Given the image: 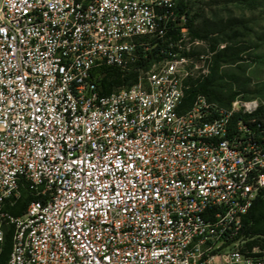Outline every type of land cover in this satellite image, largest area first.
I'll list each match as a JSON object with an SVG mask.
<instances>
[{
    "label": "built area",
    "instance_id": "built-area-1",
    "mask_svg": "<svg viewBox=\"0 0 264 264\" xmlns=\"http://www.w3.org/2000/svg\"><path fill=\"white\" fill-rule=\"evenodd\" d=\"M194 1L0 0L6 264H264V148L234 121L257 101L184 106L226 47L192 35Z\"/></svg>",
    "mask_w": 264,
    "mask_h": 264
},
{
    "label": "trees",
    "instance_id": "trees-1",
    "mask_svg": "<svg viewBox=\"0 0 264 264\" xmlns=\"http://www.w3.org/2000/svg\"><path fill=\"white\" fill-rule=\"evenodd\" d=\"M240 1L257 3V0ZM230 25V23H225L220 26L205 20L200 26H196L194 20L189 21V27L194 37L207 39L211 35H217L211 41L214 44H225L226 47L214 56L209 77L197 85L191 84L186 87L184 98L185 107L191 106L198 95H203L210 103L215 104L217 107L229 109L238 96H242L243 93L248 92L246 80L237 78L223 70L224 66L243 60L241 54L245 51V47L232 41H220V35H224L225 29ZM102 72H106L105 78L99 83L103 89V94H109L113 88L122 85L121 76L118 71L111 68H104ZM129 79L134 80L133 76ZM252 120H255L254 123H250ZM234 121H242L247 127L253 129L257 144L264 148V108L262 106L258 107L252 114H235ZM29 200L28 193L23 190L21 200L14 208L9 209V211L15 216L22 214ZM244 225L246 232L255 237L251 245H260L261 248H264V192L255 200L248 215L244 219ZM10 247L11 239L10 236H7L4 250L0 255V264H6Z\"/></svg>",
    "mask_w": 264,
    "mask_h": 264
},
{
    "label": "rangeland",
    "instance_id": "rangeland-1",
    "mask_svg": "<svg viewBox=\"0 0 264 264\" xmlns=\"http://www.w3.org/2000/svg\"><path fill=\"white\" fill-rule=\"evenodd\" d=\"M190 20L200 26L205 20L217 25L230 23L221 42L245 47L243 60L224 66L225 71L247 81L244 100H256L264 108V0L257 3L240 0H195L189 10Z\"/></svg>",
    "mask_w": 264,
    "mask_h": 264
}]
</instances>
